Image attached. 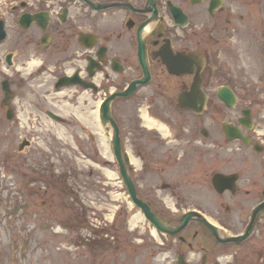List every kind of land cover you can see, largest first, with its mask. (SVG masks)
<instances>
[{
	"label": "flooded vegetation",
	"instance_id": "flooded-vegetation-1",
	"mask_svg": "<svg viewBox=\"0 0 264 264\" xmlns=\"http://www.w3.org/2000/svg\"><path fill=\"white\" fill-rule=\"evenodd\" d=\"M0 20L1 68L16 54L2 45L22 36L9 26L28 32L29 60L38 64L27 79L41 82L35 88L76 98L90 91L96 107L147 78L111 102L137 191L151 174L164 189L189 190L188 209L240 225L235 234L244 229L264 199V0H0ZM195 83L200 111L179 100ZM188 226L197 227L193 237L201 232L222 245L196 216Z\"/></svg>",
	"mask_w": 264,
	"mask_h": 264
},
{
	"label": "rangeland",
	"instance_id": "rangeland-1",
	"mask_svg": "<svg viewBox=\"0 0 264 264\" xmlns=\"http://www.w3.org/2000/svg\"><path fill=\"white\" fill-rule=\"evenodd\" d=\"M27 33L9 26V34L22 35L21 41L2 45L16 54L12 66H0V82L5 77L12 80L11 74L14 78L10 105L15 112L13 119L5 117L0 87V264H177L179 255L185 264H199L204 254L206 264H264V214L251 236L236 246H216L201 232L193 237L194 226L179 232L184 240L156 237L143 215V222L131 227L129 218L139 210L121 185L116 163L103 149L104 129L94 130L90 92L81 91L86 96L79 99L73 91L57 95L60 91H43L44 85L35 88L41 82L28 81L22 70L31 57ZM64 102L67 114L59 112ZM77 106L91 115L80 119ZM47 111H58L66 121L50 119ZM20 143L24 144L19 148ZM149 175L139 195L173 222L189 207V190L164 189L158 177ZM218 225L228 234L240 230L236 224ZM217 252L225 259L218 261ZM160 254H166L162 261L157 260Z\"/></svg>",
	"mask_w": 264,
	"mask_h": 264
},
{
	"label": "water",
	"instance_id": "water-1",
	"mask_svg": "<svg viewBox=\"0 0 264 264\" xmlns=\"http://www.w3.org/2000/svg\"><path fill=\"white\" fill-rule=\"evenodd\" d=\"M4 35H5V31L3 29L2 21H0V40L3 39ZM164 62L169 69L172 68L171 60L164 59ZM7 63L11 64V61L8 58H7ZM136 82L143 83L145 82V80L140 79V80L133 81L128 91H121L119 93L110 95L106 100L102 102L99 108V118L102 124L109 123L113 128V137L111 140L112 150H113L114 158L118 164V174L121 177L123 184L127 187V192H128V195H129V198L132 204L137 206L141 210L143 216L153 225L155 230L161 233L167 234V235H175L178 232H180L189 223L191 216L196 215L198 216V221L202 225H204L208 229V231L213 236H215V238L218 241H221V242L233 241L235 243H239L245 240L250 235L251 231L253 230L254 224L258 216L264 212V201L260 202L257 206H255L252 212L251 221L248 223L245 231L241 235L220 237L218 235V230L215 227V225L196 211H187L183 213L179 219V223L177 225L172 226L166 223V221L161 216H159L155 211H153L147 202H145L144 200H142L140 197L137 196L135 186L127 171L126 160L123 158V155H122L121 141H120L119 134H118V127L112 117L111 109H110L111 101L115 97V95L116 94L125 95V96L128 95L131 92V90L135 87ZM2 89L4 91L5 97L2 100L1 105L7 106L6 117L8 119H12L14 113L9 105V99L13 96V93L9 89L8 80L2 81ZM200 93L201 91L198 89L197 86H194V90L188 94L187 92L182 93L180 95L181 106H191L193 104L195 108H202L203 103L199 99ZM191 96H193V99H194L193 101L189 100ZM49 114L54 119H57V120L60 119L59 116L53 113H49ZM23 144L24 143H20L19 148L22 147ZM178 264H184L182 256H179Z\"/></svg>",
	"mask_w": 264,
	"mask_h": 264
},
{
	"label": "bare ground",
	"instance_id": "bare-ground-1",
	"mask_svg": "<svg viewBox=\"0 0 264 264\" xmlns=\"http://www.w3.org/2000/svg\"><path fill=\"white\" fill-rule=\"evenodd\" d=\"M38 64V61H29L28 63H27V67L26 68H24V69H22L25 73H28V72H30L31 70H32V68L34 67V66H36ZM66 91H61V92H59V94H63V93H65ZM84 96H86V94L84 93L83 94ZM82 95V96H83ZM82 96H81V98H82ZM58 108H59V112L61 111V113L62 114H67V112H68V110H69V107H68V104L66 103V102H64V103H62L61 105H59L58 106ZM78 106L74 109V110H76V114L78 115V117L80 118V119H82L83 120V118L85 119L88 115H91V114H88L87 115V113L86 112H81V111H79L78 109ZM91 112V111H90ZM92 114H93V118H94V120L93 121H96L97 122V124H98V119H97V108L96 109H94L92 112H91ZM151 120H149V121H147V124L151 127V126H156V127H158L160 130H162L163 131V133L164 134H166V129H163V127L160 125V124H158L157 122L155 123V121H153V122H150ZM96 124V125H97ZM94 126V125H93ZM99 126V125H98ZM98 126H94L95 128H98ZM100 128V127H99ZM102 141H103V143H104V150L106 149V151H107V154H108V149H107V144H106V139L103 137L102 138ZM104 154L106 155V153L104 152ZM107 156V155H106ZM136 162H137V160H135ZM106 173L108 174V176H112V173H110V171H106ZM143 217H142V214L139 212V211H137V212H134L131 216H130V218H129V224L131 225V227H135V226H137L138 224H139V222H143ZM152 233L154 234V236H156L157 237V235H156V233H155V231L154 230H152ZM166 257V254H160V255H158V258H157V260L158 261H162L164 258ZM223 259H225L224 257H221V258H219V260H223Z\"/></svg>",
	"mask_w": 264,
	"mask_h": 264
}]
</instances>
